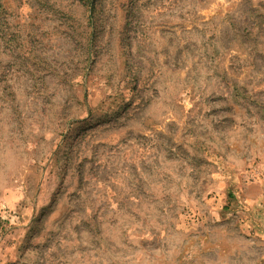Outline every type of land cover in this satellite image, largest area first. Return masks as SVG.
Wrapping results in <instances>:
<instances>
[{"label":"rangeland","instance_id":"obj_1","mask_svg":"<svg viewBox=\"0 0 264 264\" xmlns=\"http://www.w3.org/2000/svg\"><path fill=\"white\" fill-rule=\"evenodd\" d=\"M263 239L264 0H0V264Z\"/></svg>","mask_w":264,"mask_h":264},{"label":"crops","instance_id":"obj_2","mask_svg":"<svg viewBox=\"0 0 264 264\" xmlns=\"http://www.w3.org/2000/svg\"><path fill=\"white\" fill-rule=\"evenodd\" d=\"M257 202H259V201H257ZM264 240V239H263ZM262 264H264V263H262Z\"/></svg>","mask_w":264,"mask_h":264}]
</instances>
